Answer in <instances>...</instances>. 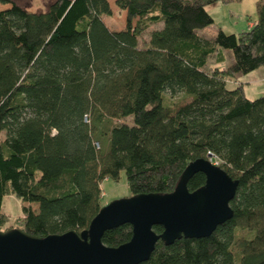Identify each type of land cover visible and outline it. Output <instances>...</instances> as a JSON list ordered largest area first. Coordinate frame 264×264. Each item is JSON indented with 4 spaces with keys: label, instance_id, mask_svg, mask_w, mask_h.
I'll return each instance as SVG.
<instances>
[{
    "label": "trees",
    "instance_id": "obj_1",
    "mask_svg": "<svg viewBox=\"0 0 264 264\" xmlns=\"http://www.w3.org/2000/svg\"><path fill=\"white\" fill-rule=\"evenodd\" d=\"M218 1L231 0H115L125 27L110 30L108 0L38 11L0 0V230L8 194L25 203L24 232H81L103 206L104 179L124 172L131 195L168 193L188 162L211 154L238 180L232 218L207 237L158 241L140 264H264V95L228 87L264 67V0L245 31L202 37ZM204 182L198 172L187 187ZM131 233L123 224L102 242Z\"/></svg>",
    "mask_w": 264,
    "mask_h": 264
},
{
    "label": "water",
    "instance_id": "obj_2",
    "mask_svg": "<svg viewBox=\"0 0 264 264\" xmlns=\"http://www.w3.org/2000/svg\"><path fill=\"white\" fill-rule=\"evenodd\" d=\"M211 157L188 162L171 192L138 193L103 205L81 232L40 237L17 227L0 230V264H140L158 241L168 246L181 238L211 235L232 218L230 202L238 185ZM198 172L205 182L190 191L187 183ZM123 224L131 226L130 239L105 245L104 232ZM155 225L162 232L156 233Z\"/></svg>",
    "mask_w": 264,
    "mask_h": 264
},
{
    "label": "rangeland",
    "instance_id": "obj_3",
    "mask_svg": "<svg viewBox=\"0 0 264 264\" xmlns=\"http://www.w3.org/2000/svg\"><path fill=\"white\" fill-rule=\"evenodd\" d=\"M16 3L25 7L30 11L45 10L51 2L54 0H14ZM111 6V15L103 16L102 19L110 30H119L125 27V10H121L115 5V0H108ZM263 0H231L228 2H215L207 5L206 10L213 18V23L207 27L200 29L198 32L202 37L209 38L213 36L220 28L226 33L238 34L245 31L248 26L252 24L257 18L256 3ZM9 4H3L0 2V9L7 8ZM136 20H133V24ZM158 27L153 25V28ZM151 27L145 29L141 39L148 40ZM139 41H141L139 39ZM225 61L220 64V67H227L231 62V57L227 51L224 55ZM212 66H217L214 61V57L211 59ZM219 65V64H218ZM231 83H228V87L232 88L240 81L244 87L245 96L249 99H255L261 95H264V67L252 71L248 74L240 75L239 78H234ZM182 94H178L174 99H179ZM122 122L131 123L130 118L123 119ZM3 137V134H0ZM102 201L101 204L105 205L112 200L128 197L131 195L130 188L127 183L126 175L124 172L120 173L118 180L106 178L102 181ZM22 203L20 199L12 194H8L4 197L2 202V212L6 217L5 224L2 226V230L14 228L21 225L23 219L22 215ZM36 208V205H33ZM240 234L245 235L244 232Z\"/></svg>",
    "mask_w": 264,
    "mask_h": 264
}]
</instances>
